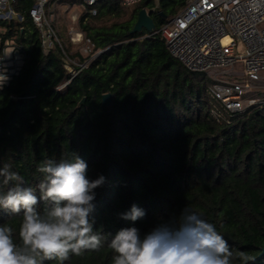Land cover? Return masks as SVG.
<instances>
[{
	"label": "trees",
	"instance_id": "trees-1",
	"mask_svg": "<svg viewBox=\"0 0 264 264\" xmlns=\"http://www.w3.org/2000/svg\"><path fill=\"white\" fill-rule=\"evenodd\" d=\"M35 1L13 3L21 20H0V52L14 40L25 53L18 74L0 88V168L9 165L22 177L20 186L37 194L44 179L37 169L48 159L75 153L88 164L90 179L105 177L94 190L91 214L102 247L71 255L64 264H113L108 245L119 229L147 233L172 222L184 207L214 224L234 253L264 264V255L257 258L264 248V98L218 119L211 78L174 57L160 32H132L140 9L147 8L157 31L189 0H140L128 20L103 26L87 21L94 15L89 10L82 29L99 52L85 67L75 66L74 76L59 42L44 50L30 15ZM96 7L101 15L123 13L120 0ZM107 92L109 105L103 103ZM17 183L4 185L0 178V194ZM132 205L145 211L143 219H121ZM21 222L22 214L0 208V226L12 227L18 243Z\"/></svg>",
	"mask_w": 264,
	"mask_h": 264
},
{
	"label": "clouds",
	"instance_id": "clouds-1",
	"mask_svg": "<svg viewBox=\"0 0 264 264\" xmlns=\"http://www.w3.org/2000/svg\"><path fill=\"white\" fill-rule=\"evenodd\" d=\"M0 72V88L8 81ZM38 172L44 179L32 187H21L22 177L0 168L2 183L16 181L17 186L0 194V208L21 215L19 243L14 229L0 226V264H43L55 260L64 264L71 255L98 251L102 235L94 231L95 189L105 182L104 176L90 179L88 164L77 154L71 159L43 161ZM44 202L43 211L38 205ZM145 211L136 205L121 213V219L135 222L143 219ZM109 248L115 253L113 264H250L252 257L244 252L234 253L216 226L191 209L184 207L172 222L158 224L141 234L137 227H124L112 236Z\"/></svg>",
	"mask_w": 264,
	"mask_h": 264
},
{
	"label": "built area",
	"instance_id": "built-area-1",
	"mask_svg": "<svg viewBox=\"0 0 264 264\" xmlns=\"http://www.w3.org/2000/svg\"><path fill=\"white\" fill-rule=\"evenodd\" d=\"M15 1L0 0V20L22 18L13 7ZM82 1L95 14L96 5L103 0ZM120 1L131 5L140 0ZM47 3L48 0H36L30 9L45 51L55 41L59 42L44 15ZM154 32L161 33L169 52L189 70L205 73L212 79L209 86L212 113L218 119H226L227 115L229 118L257 103L249 94L262 81L264 73V0H189L177 15ZM86 40L90 49L94 47L91 38ZM11 46V54L5 48L0 52V72L9 78L4 85L18 74L25 59V53L15 42ZM87 63L78 66L85 67ZM74 70L73 76L77 74V69Z\"/></svg>",
	"mask_w": 264,
	"mask_h": 264
},
{
	"label": "rangeland",
	"instance_id": "rangeland-1",
	"mask_svg": "<svg viewBox=\"0 0 264 264\" xmlns=\"http://www.w3.org/2000/svg\"><path fill=\"white\" fill-rule=\"evenodd\" d=\"M136 3L131 5L122 4L123 13L121 15H101L99 12H96L93 17H89L87 21L94 26H103L110 25L114 22L128 20L135 9ZM89 10L90 9L85 6L82 0H48L47 5L45 6L44 15L55 29L59 42L66 50V68L70 73L75 72V66L83 63V60H80V57L87 58V61L89 57L92 58L99 52L95 51L94 47H91L90 49L86 40L88 36L82 29L81 23L83 21H81V17L85 16ZM15 18L21 20L19 16H15ZM11 45H13L11 40H7L3 44V48L6 49L7 54H11ZM226 75L227 74L224 76ZM249 96L251 98H256L257 102L263 100L264 73L262 81L253 86V90Z\"/></svg>",
	"mask_w": 264,
	"mask_h": 264
},
{
	"label": "water",
	"instance_id": "water-1",
	"mask_svg": "<svg viewBox=\"0 0 264 264\" xmlns=\"http://www.w3.org/2000/svg\"><path fill=\"white\" fill-rule=\"evenodd\" d=\"M156 28L155 22L153 17L151 16L150 12L147 10V8H142L138 12L137 19L134 23L132 32H139L142 31L143 29L149 31V32H154ZM84 103V99L81 100L79 105ZM103 103L109 105L111 103V93L107 92L103 94ZM262 255H264V248L260 252L257 258H260Z\"/></svg>",
	"mask_w": 264,
	"mask_h": 264
},
{
	"label": "crops",
	"instance_id": "crops-1",
	"mask_svg": "<svg viewBox=\"0 0 264 264\" xmlns=\"http://www.w3.org/2000/svg\"><path fill=\"white\" fill-rule=\"evenodd\" d=\"M12 41V43L14 42V40H11Z\"/></svg>",
	"mask_w": 264,
	"mask_h": 264
}]
</instances>
